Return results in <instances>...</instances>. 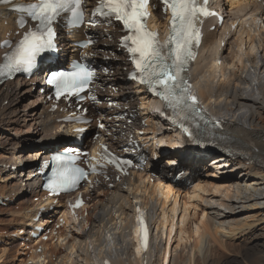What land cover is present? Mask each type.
Returning <instances> with one entry per match:
<instances>
[{
  "label": "bare ground",
  "instance_id": "bare-ground-1",
  "mask_svg": "<svg viewBox=\"0 0 264 264\" xmlns=\"http://www.w3.org/2000/svg\"><path fill=\"white\" fill-rule=\"evenodd\" d=\"M94 1L87 0V7H92ZM215 8L224 14L226 20L250 14L253 21L254 16L258 17L262 11L255 0H217ZM13 19L10 13L0 8V40L12 29ZM262 20L261 24L256 22L254 25L256 33L250 34L249 30L244 32L246 40L240 37L246 44L245 49L236 39L228 40L222 47V31L218 28L214 32L206 31L200 56L192 70L194 86L201 101L213 115L230 124L233 130L229 138L245 146L240 149L245 160L232 161L229 156L207 159L194 149L184 148L154 165V171L161 179L153 183L152 168L114 180L113 188L100 181L93 189H85L90 200L85 208L88 210L87 223L79 227L75 224L65 226L60 233L63 242L44 244L43 259L39 255H29L18 243L19 237L14 239L10 234L30 227L27 221L36 214V210L31 209L34 206L30 202L32 193L25 188L35 182L32 172L38 166L36 164L47 156L50 147L62 148L70 138L59 131L55 116L47 114L48 106L38 93V86L42 83L38 75L31 81H14L0 87V197L11 198L13 193L18 205L17 209L8 205L0 208V227L4 230L1 232L7 234L0 235V264H27L30 261L33 264H103L107 257L111 258L112 264H140L143 256L139 249L135 250L131 233L135 204H140L147 212L155 228L153 243L145 253V264H225L219 259L221 247L227 249L237 241L249 248L257 237L264 241ZM151 23L155 27H167V20L159 12L153 13ZM104 29H107L106 33L102 32ZM111 29L104 27L97 31L99 37L106 36L103 45L83 51H91L102 60L112 56L119 59V62H101L113 72L107 78L101 75L98 86L105 89V93L109 91L108 85L117 86L119 94H123L117 102L120 108L134 109L140 101L149 124L146 132L159 139L173 141L169 127L149 109L152 100L142 93L143 89L119 80L125 74L123 69L127 64L122 51L110 42L117 37ZM89 33L81 30L74 39L61 35V56L64 59L78 58V51L72 44ZM58 58H53V64L58 63ZM218 60H221L220 65L216 63ZM27 96L31 102L26 107L38 101L40 108H31L28 112L22 110V100ZM4 101H7L6 105H3ZM90 112L110 116L117 111L107 109L103 104L91 107ZM118 117L104 121L107 131L112 134L106 138L112 148L122 142L120 132L128 128V118L118 121ZM133 125H136V117ZM144 142L143 150L150 144L149 141ZM177 158L183 175L173 185L167 172ZM252 159L255 165L250 162L251 166L245 167ZM21 162H24L22 169L18 167ZM52 215L49 216L51 219L55 217ZM191 224H194L193 229ZM245 258L248 259L246 264H264V253L253 252Z\"/></svg>",
  "mask_w": 264,
  "mask_h": 264
},
{
  "label": "snow or ice",
  "instance_id": "snow-or-ice-1",
  "mask_svg": "<svg viewBox=\"0 0 264 264\" xmlns=\"http://www.w3.org/2000/svg\"><path fill=\"white\" fill-rule=\"evenodd\" d=\"M164 5V11L171 10L170 34L161 43L156 32L147 28V18L150 0H97L91 15L103 17L112 24L119 23L127 34L121 37V43L131 54L135 71L139 74L141 84H144L155 95L160 97L166 107L180 118L183 132L192 137V132L183 121L197 117L203 119L197 108V98L190 95L189 85L184 76L185 65L194 58L192 47L199 43L200 30L197 27L202 17L215 15L209 11V0H159ZM87 0H38L35 3L18 4L16 0H0V5L11 7L21 14L17 26L26 28L12 50L5 54V62L0 65V75L14 72H29L37 65V58L42 53L55 47V26L63 23L65 27L75 28L85 23V4ZM34 22L31 26L27 21ZM90 25L97 23L89 20ZM8 44V41H4ZM87 47L88 44L83 45ZM94 73L80 68L72 73H56L49 80L55 84L56 95L59 97L65 91L69 93L83 91L92 80ZM63 160L64 157H57ZM117 168L121 167L118 158L108 160ZM124 163H130L125 161ZM95 171V167L92 169ZM75 179L85 175L80 169ZM141 223L143 220L141 218ZM145 247H146V229Z\"/></svg>",
  "mask_w": 264,
  "mask_h": 264
},
{
  "label": "rangeland",
  "instance_id": "rangeland-1",
  "mask_svg": "<svg viewBox=\"0 0 264 264\" xmlns=\"http://www.w3.org/2000/svg\"><path fill=\"white\" fill-rule=\"evenodd\" d=\"M20 99H22V97ZM29 101H30V98L28 96H27V98H23V100H22V104H23L22 105L23 106L22 110L25 109V110H27L26 112H28L29 110H31V108L32 109H39L40 108L39 104H37V103L35 104V102L33 104H31V106L27 105V107H26L25 106L26 104H30L31 101L30 102ZM27 102H29V103H27ZM14 207H16V205L13 206V209H14ZM189 217H191V216H189ZM198 220H200V216L198 217ZM179 224H180V216L178 217V225ZM191 228L192 229L194 228V224L193 225L191 224ZM1 231H4V230H2V227H0V232ZM244 245L245 244H243L242 242L234 241V242L231 243L230 246H227V249L224 248V247H221L222 250H221V248L219 250L222 252L223 248H224V251H223V253H221L219 251V254H221V255H219V259L221 258L220 260L222 261V263H225V264H238V261H240L241 264L243 262L246 264V262H248V259L245 258V257H247L248 255H252L253 252H255V253H258V252L259 253H264V241H263V238H261V237H257V239H255L253 241V244L250 245L249 248L247 247V245L246 246H244Z\"/></svg>",
  "mask_w": 264,
  "mask_h": 264
}]
</instances>
